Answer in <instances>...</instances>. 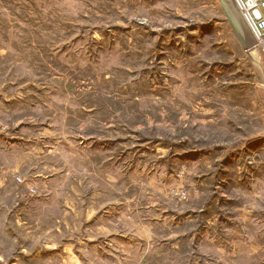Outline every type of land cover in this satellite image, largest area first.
<instances>
[{
  "label": "rangeland",
  "instance_id": "obj_1",
  "mask_svg": "<svg viewBox=\"0 0 264 264\" xmlns=\"http://www.w3.org/2000/svg\"><path fill=\"white\" fill-rule=\"evenodd\" d=\"M252 51L221 0H0V264H264Z\"/></svg>",
  "mask_w": 264,
  "mask_h": 264
},
{
  "label": "built area",
  "instance_id": "obj_2",
  "mask_svg": "<svg viewBox=\"0 0 264 264\" xmlns=\"http://www.w3.org/2000/svg\"><path fill=\"white\" fill-rule=\"evenodd\" d=\"M257 37L256 49L264 52V0H235Z\"/></svg>",
  "mask_w": 264,
  "mask_h": 264
},
{
  "label": "water",
  "instance_id": "obj_3",
  "mask_svg": "<svg viewBox=\"0 0 264 264\" xmlns=\"http://www.w3.org/2000/svg\"><path fill=\"white\" fill-rule=\"evenodd\" d=\"M226 8L227 15L237 32L243 46L251 52L256 49L257 37L245 19L235 0H221Z\"/></svg>",
  "mask_w": 264,
  "mask_h": 264
},
{
  "label": "crops",
  "instance_id": "obj_4",
  "mask_svg": "<svg viewBox=\"0 0 264 264\" xmlns=\"http://www.w3.org/2000/svg\"><path fill=\"white\" fill-rule=\"evenodd\" d=\"M255 142L258 143V140H255ZM256 145H258V144H256ZM254 147H256V146L254 145Z\"/></svg>",
  "mask_w": 264,
  "mask_h": 264
},
{
  "label": "bare ground",
  "instance_id": "obj_5",
  "mask_svg": "<svg viewBox=\"0 0 264 264\" xmlns=\"http://www.w3.org/2000/svg\"><path fill=\"white\" fill-rule=\"evenodd\" d=\"M256 50V49H255ZM253 52V51H252ZM255 52V51H254ZM252 55H253V53H252ZM256 55V54H255ZM257 56V55H256ZM260 60V59H259Z\"/></svg>",
  "mask_w": 264,
  "mask_h": 264
}]
</instances>
